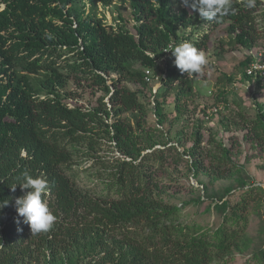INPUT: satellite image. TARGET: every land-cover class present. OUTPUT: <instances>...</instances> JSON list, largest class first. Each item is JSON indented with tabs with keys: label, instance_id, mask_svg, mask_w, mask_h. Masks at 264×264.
<instances>
[{
	"label": "trees",
	"instance_id": "trees-1",
	"mask_svg": "<svg viewBox=\"0 0 264 264\" xmlns=\"http://www.w3.org/2000/svg\"><path fill=\"white\" fill-rule=\"evenodd\" d=\"M261 1L249 8L246 0H233L229 15L207 21L209 32L194 37L196 28L180 30L193 22L185 7L176 11L180 0H0V203L8 201L0 209V264H225L246 252L243 264H264V225L259 246L252 248L247 235L251 204L264 189L239 174L244 169L226 146L214 141L215 150L201 152L196 133L195 170L239 176L204 209L219 224L184 218L188 202L165 200L157 176L170 159L177 164L180 153L168 143L155 147L146 127L151 101L143 98L153 85L146 70L165 74L152 94L163 124L168 92H176L178 102L193 90L202 75L181 74L168 58L169 49L184 42L200 51L214 44L220 53L249 51L240 66L254 81L247 69L262 38ZM115 2L129 5L130 15L119 14L113 26L99 4ZM87 92L89 106L72 102ZM254 130L264 142V112ZM106 145L118 154L103 153ZM25 171L48 181L42 199L56 222L47 232L32 234L16 211L15 198L30 190L19 185ZM82 177L96 182L93 190L80 184ZM234 189L241 193L231 200ZM208 192L206 187V197L199 193L192 204H205Z\"/></svg>",
	"mask_w": 264,
	"mask_h": 264
},
{
	"label": "rangeland",
	"instance_id": "rangeland-1",
	"mask_svg": "<svg viewBox=\"0 0 264 264\" xmlns=\"http://www.w3.org/2000/svg\"><path fill=\"white\" fill-rule=\"evenodd\" d=\"M261 2L258 29L262 38L258 41L253 52L262 54V59H264V0ZM183 7V4H177L176 11L179 12ZM186 9L189 16L193 18V22L187 29L180 28V30L189 33L196 28L194 37L209 32L207 21L202 20L198 13L190 8ZM99 12L100 15L105 16L106 22L113 26L118 24L115 18L119 14L125 17L130 15L129 5L116 7V2L109 7L99 4ZM198 28H200L199 31ZM221 35L220 31L215 32L211 39L215 40ZM215 45L207 51H202L206 55L208 63L203 68L202 76L193 80V90L180 94L178 102H176V92L173 90L168 92L165 103L166 119L163 124H158L153 102V95L157 93L162 83L153 84L151 92L147 88L144 91L146 98L143 96L144 100L151 101L146 127L158 143L155 147H163L162 143H168V145L176 146L177 152L180 153L177 164L174 163L176 162L174 159H170L157 172L162 196L165 200L180 205L185 201L188 202L183 210L184 218L209 227L216 226L221 222V219L216 218L214 214L206 213L205 207L217 193L223 192L229 186H236L239 175L235 173L234 176L220 178L204 170L199 172L195 170L191 149L195 144L196 133L202 137L201 152H205L204 148L206 147L212 151L215 150L214 141L226 146L227 149H230L231 161L244 169L239 174L248 176L250 182L264 189V142L258 139L254 130L258 114L264 112V82H249L243 77L240 63L249 51L239 48L235 51L220 53V49ZM168 58H170V64L175 66V57ZM163 91L164 89L161 90L159 99L163 97ZM90 100L91 95L87 92L72 102L87 107ZM177 104L180 105L179 109L175 108ZM262 130L263 127H259L258 131L262 132ZM109 146L106 145L102 152L111 155L118 154L116 149L113 150V147ZM177 152L174 153V156H177ZM200 159L206 160L204 154ZM83 165L86 167L89 162L87 161ZM230 165L228 163V166ZM82 178L84 180L80 181V184L93 190L96 182L92 179ZM206 187L208 193L211 194L210 199H207L206 203L201 206L192 204L193 199L199 193L202 195L205 193ZM236 190H232L231 200H235L236 196L241 193H237ZM228 196L226 195L225 199ZM203 197L206 196L203 195ZM249 214L247 235L253 239L252 248H255L263 242V235L260 233L264 225V191L257 192ZM249 254L248 252L236 253L232 257H228L225 264H243Z\"/></svg>",
	"mask_w": 264,
	"mask_h": 264
},
{
	"label": "clouds",
	"instance_id": "clouds-1",
	"mask_svg": "<svg viewBox=\"0 0 264 264\" xmlns=\"http://www.w3.org/2000/svg\"><path fill=\"white\" fill-rule=\"evenodd\" d=\"M180 2L184 7L198 13L202 20L209 22L225 17L233 10V0H180ZM246 6L254 7L255 0H246ZM169 50L175 57L174 65L181 74L187 73L189 77L202 74L203 68L208 63L206 55L191 43L184 42ZM22 176L23 182L19 183L21 190H30L15 198L18 216L30 226L32 234L47 232L56 222V216L50 211L47 202L42 199L48 190V181L39 176L33 177L27 171ZM15 186L12 187L13 191ZM7 204L8 201L4 200L0 203V209Z\"/></svg>",
	"mask_w": 264,
	"mask_h": 264
},
{
	"label": "built area",
	"instance_id": "built-area-1",
	"mask_svg": "<svg viewBox=\"0 0 264 264\" xmlns=\"http://www.w3.org/2000/svg\"><path fill=\"white\" fill-rule=\"evenodd\" d=\"M165 56L169 53V50H165ZM247 74L255 81L260 79L261 82H264V59H262V54L258 56L251 62L250 67L247 69ZM161 76L165 77V74H156L151 69L146 70L145 79L149 84H158L161 82ZM250 82V80H248ZM159 85V84H158ZM155 89V88H154Z\"/></svg>",
	"mask_w": 264,
	"mask_h": 264
}]
</instances>
